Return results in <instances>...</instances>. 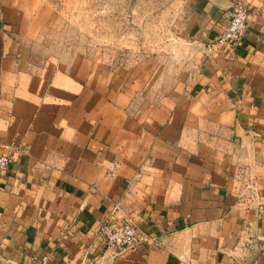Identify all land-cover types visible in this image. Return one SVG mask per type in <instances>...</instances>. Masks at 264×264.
<instances>
[{"label": "crops", "instance_id": "obj_1", "mask_svg": "<svg viewBox=\"0 0 264 264\" xmlns=\"http://www.w3.org/2000/svg\"><path fill=\"white\" fill-rule=\"evenodd\" d=\"M233 1L152 0V45L112 66L36 64L55 2L0 0V264H264V0L209 49ZM112 216L148 240L107 250Z\"/></svg>", "mask_w": 264, "mask_h": 264}, {"label": "rangeland", "instance_id": "obj_2", "mask_svg": "<svg viewBox=\"0 0 264 264\" xmlns=\"http://www.w3.org/2000/svg\"><path fill=\"white\" fill-rule=\"evenodd\" d=\"M52 1L56 5V17L35 46L36 64L80 53L106 59L115 66L134 61L137 55L133 49L138 47L143 51L152 45V0ZM163 31L161 24L162 36Z\"/></svg>", "mask_w": 264, "mask_h": 264}, {"label": "built area", "instance_id": "obj_3", "mask_svg": "<svg viewBox=\"0 0 264 264\" xmlns=\"http://www.w3.org/2000/svg\"><path fill=\"white\" fill-rule=\"evenodd\" d=\"M249 19V9L242 0H234L230 8V16L225 27L208 46L209 49L223 47L227 44L235 45L243 37ZM16 150L14 142L0 144V187L8 174L12 155ZM98 234L104 246L111 252L133 249L148 240L135 222L130 219H117L112 216L103 221Z\"/></svg>", "mask_w": 264, "mask_h": 264}]
</instances>
